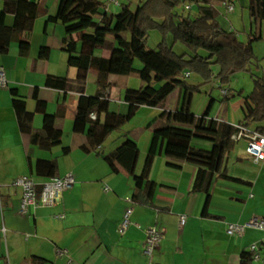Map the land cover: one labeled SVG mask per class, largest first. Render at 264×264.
Wrapping results in <instances>:
<instances>
[{"label":"crops","instance_id":"0c3cea01","mask_svg":"<svg viewBox=\"0 0 264 264\" xmlns=\"http://www.w3.org/2000/svg\"><path fill=\"white\" fill-rule=\"evenodd\" d=\"M32 1H40L42 15L35 21L32 31L21 36V40L30 44L29 54H20L19 41L12 42L5 53L0 49V69L4 70L8 82L7 87L0 86V264H241L244 251H249L255 244L261 247L263 231L250 229L243 237L227 234L231 223L244 224L253 216L264 218V189L252 181L229 175L231 160L233 163L252 160L246 148L243 155L238 154V150L235 152L241 141L247 144L246 138L234 140L235 149L225 160L228 175L240 181L216 179L208 193L192 192L197 170L194 164L179 162L181 168H172L167 164L168 158L157 156L150 180L158 187L150 204L134 202V177L122 169L113 173L103 159V155L130 138L129 133H112L97 152L82 150L88 127L81 134L73 131L80 94L46 85L50 75L73 82L78 72L68 64L63 25L47 22L49 16L56 15L59 0ZM2 6L0 0V15ZM109 11L116 12L117 7L111 6ZM6 21L12 24L13 16L9 15ZM77 38L74 35V39ZM86 46L80 51L78 44L79 52L94 54V49ZM91 74L95 76V85L97 78L95 73H89L88 96H94L98 91L96 86L95 94L89 93ZM111 87L106 96L112 103ZM11 89H17L26 100L28 110L35 113L32 124L35 130L42 128L44 115L36 112L37 102L32 97L34 90L38 91L39 99L46 102L47 113L56 114L63 106L64 116L57 120V126L64 131L61 146L43 150L21 133ZM179 97L180 105L181 91ZM143 108L146 107L140 110ZM110 111L114 112L111 105ZM164 111L168 112L163 110L162 113ZM217 120L234 126L240 124ZM247 129L257 132L255 126ZM154 133L147 132L142 148L134 140L139 148L136 175L142 171ZM193 145L203 146L194 142ZM64 147L70 148L68 155L63 153ZM39 159H56V176L73 173L76 184L54 206L37 207L24 215L20 213L22 190L14 181L22 176L32 177L39 186L48 181L50 178L39 177L33 170ZM226 183L238 186L231 187ZM244 188L255 189L258 196L245 192ZM130 209L133 210L131 225L121 233V223ZM61 215L65 217L61 219ZM181 216L187 217L182 228ZM150 227L161 231L162 241L153 255L147 256L143 252V243ZM58 249L67 250V254L58 256ZM261 251L262 259L255 264H264V249Z\"/></svg>","mask_w":264,"mask_h":264},{"label":"trees","instance_id":"16d2710c","mask_svg":"<svg viewBox=\"0 0 264 264\" xmlns=\"http://www.w3.org/2000/svg\"><path fill=\"white\" fill-rule=\"evenodd\" d=\"M1 1V52H7L12 42L19 41L20 54L26 56L30 44L21 40V36L31 32L35 21L42 15L40 1ZM121 1L119 10L110 12L106 0H59L56 15L47 18V22L63 25L68 64L78 72L73 82L65 77L50 75L46 85L80 94L73 131L81 134L88 127L82 150L85 153L97 152L107 138L128 124L142 107H163L171 94L179 89L182 92L180 107L161 114L160 118H167L172 124L153 134L139 175L135 174L139 148L131 138L103 155V159L113 173L122 169L134 177L136 193L132 200L142 204H150L155 195L158 184L150 180V174L155 158L161 155L170 160L167 164L172 168H181L179 162H190L197 167L192 192L208 193L216 179L239 182V179L228 175L225 167L226 157L236 146L233 136L237 127L210 117L215 99L210 100L201 116L191 112V104L194 94L201 93L204 87L215 82L229 86L236 74L250 72L259 61L253 43L262 36L250 37L245 42L235 31L223 28L218 21L216 5L225 0H139L135 7L133 0ZM187 2L198 7L194 16L176 10L181 3ZM187 6L190 5H186L185 10L191 11L192 8L187 9ZM248 10L253 22L260 25L264 22V0H249ZM9 15L13 16L12 24H7ZM127 31L130 32V40L123 37ZM153 31L162 36L157 49L148 46L150 32ZM74 35L78 38L74 39ZM79 42L94 50L109 51L110 56L79 52ZM177 44L185 46L188 51L177 53ZM136 60L142 63V68L135 67ZM90 72L97 76L98 91L94 96L86 95ZM132 74H137L144 85L139 89L125 90L126 113L110 111L111 101L106 96L111 87L110 76L128 77ZM193 74L201 79L200 84L189 82ZM11 95L21 133L29 136L31 143L43 150L61 146L64 131L57 126V120L64 116L63 106L56 114L47 113L46 102L40 100L38 91L34 90L32 97L37 102L36 112L44 115L42 128L35 130L32 126L35 113L28 110L26 100L17 89H11ZM237 96L243 100V120L239 125L245 128L255 126V130L264 135V76L254 79V89L249 95L244 96L241 90ZM235 97L227 91L223 101L229 102ZM195 140L212 146L195 147ZM69 152L70 148H63L65 155ZM33 170L39 177L53 178L57 174L58 161L39 159ZM263 249L264 243L261 245ZM241 264H255L254 253L244 251Z\"/></svg>","mask_w":264,"mask_h":264},{"label":"rangeland","instance_id":"374dc122","mask_svg":"<svg viewBox=\"0 0 264 264\" xmlns=\"http://www.w3.org/2000/svg\"><path fill=\"white\" fill-rule=\"evenodd\" d=\"M118 1L122 2L121 0ZM133 1L135 7L138 4L139 0ZM225 1L229 4L231 3V5L234 6V11L229 12L228 8L223 5V3L217 4L216 8L219 12L218 21L226 30L235 31L238 34V37L245 42H247L250 37L261 35L262 39L256 40L253 43L255 55L259 59V61L251 68L250 72H241L236 74L232 78L231 84L229 86H221L219 83L215 82L204 87L201 93H195L192 99L191 112L196 116H201L205 112L210 100L213 98L216 101L211 110L210 117L213 119L217 118L228 120L230 122L238 124L243 120V113L241 110L242 105L240 106V103L243 104V100L241 97L237 96V92L242 90L244 92V96L249 95L254 89V79L257 76H264V22H262L261 25L256 24L250 18L248 10L249 0ZM186 5H190L192 10H185ZM119 8L120 7H117V11L119 10ZM197 9L198 7L195 3L187 2L181 3L176 10L179 12H184L185 15L190 14L191 16H194L197 13ZM123 37L130 40V32L127 31L123 33ZM161 41L162 36L160 35V33L156 31L150 32V36L148 39L149 48L157 49V46ZM86 45L87 44H84L83 42H79V50L82 51L83 49H85V47H87ZM175 51L179 54H182L187 52L188 49L181 44H177L175 46ZM94 55L109 57L110 52L102 49H95ZM135 67L138 69L142 68V63L139 60H136ZM109 80L110 84L112 83L111 109L114 112L124 114L127 112V107L123 99L124 93L122 95L123 90L126 89V87L139 89L144 85V83L137 76V74H132L128 77L113 75L110 76ZM189 82L191 84L197 85L201 83V79L197 75L193 74L189 77ZM88 90L90 94H95L96 92L95 76H93L92 74L89 78ZM222 90H227L229 91L230 96L235 94L236 97L229 102H225L223 101L224 95L222 94ZM179 93L180 91L179 89H177L173 94H171L163 107L143 108L120 131H122L123 134L129 133L130 138L138 141L140 144V148H142L146 140L147 132H158V130H160L162 126H168L172 124V122H169L167 118H160V114L163 110L172 112L180 107L178 103L180 98ZM194 143H200L201 145H203L201 146L202 148H210L212 146L208 142L199 140H195ZM246 145L247 144H245L244 141H241L237 146L235 152L238 150V154L243 155V151H245ZM262 162L255 163L252 160H250V162L247 160L244 163H233V160H231L229 164V175L252 181L259 188L264 189V164ZM225 185H229L231 187L238 186L234 183H226ZM243 190L245 192H253L254 194L258 193V191H256L255 189L244 188Z\"/></svg>","mask_w":264,"mask_h":264},{"label":"built area","instance_id":"2783aa9c","mask_svg":"<svg viewBox=\"0 0 264 264\" xmlns=\"http://www.w3.org/2000/svg\"><path fill=\"white\" fill-rule=\"evenodd\" d=\"M107 10L109 7H119L120 1L118 0H106ZM229 12L234 11V6L228 2H223ZM190 9V6L186 7ZM189 75V74H187ZM8 82L3 69H0V86L7 87ZM222 94L226 95L227 90H222ZM237 132L233 136V139L239 141L243 138L247 140L246 153L255 162L260 163L264 161V135L258 132H251L243 126H236ZM14 184L21 188L22 199L20 203V213L29 214L32 209L37 207H52L54 206L62 197V195L70 190L76 184V178L73 173H68L63 177L55 176L50 178L48 181L42 185H37L36 182L30 176H22L14 181ZM133 210L130 209L125 213L124 219L120 226V232L124 233L128 230L131 225L130 218L132 216ZM61 219L64 215L59 216ZM187 221L186 216L180 217V227H184ZM254 229L257 231L264 232V218L253 216L244 224L231 223L227 227V234L234 237H243L248 230ZM162 241V233L156 227H150L146 230V237L143 243V252L147 256H152L157 247ZM254 253V263H258L262 259V251L259 245H252L249 249ZM67 254V250L58 249L57 255L62 257Z\"/></svg>","mask_w":264,"mask_h":264}]
</instances>
